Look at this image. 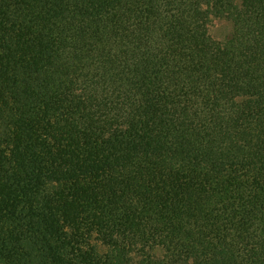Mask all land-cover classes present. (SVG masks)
Instances as JSON below:
<instances>
[{
    "label": "trees",
    "instance_id": "16d2710c",
    "mask_svg": "<svg viewBox=\"0 0 264 264\" xmlns=\"http://www.w3.org/2000/svg\"><path fill=\"white\" fill-rule=\"evenodd\" d=\"M0 264H264V0H0Z\"/></svg>",
    "mask_w": 264,
    "mask_h": 264
},
{
    "label": "rangeland",
    "instance_id": "374dc122",
    "mask_svg": "<svg viewBox=\"0 0 264 264\" xmlns=\"http://www.w3.org/2000/svg\"><path fill=\"white\" fill-rule=\"evenodd\" d=\"M239 2V0H237ZM209 34L211 37L217 41L224 42L232 35V24L230 21L224 18H216L212 17L208 26ZM99 243H97V246ZM100 250H103L101 246H99ZM155 252L159 253L161 252L159 249H157ZM138 258L135 257V261Z\"/></svg>",
    "mask_w": 264,
    "mask_h": 264
}]
</instances>
